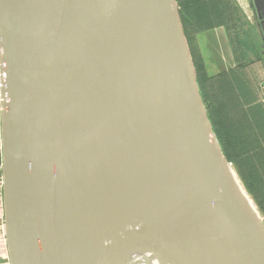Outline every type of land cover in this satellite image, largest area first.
Wrapping results in <instances>:
<instances>
[{
	"label": "water",
	"instance_id": "obj_1",
	"mask_svg": "<svg viewBox=\"0 0 264 264\" xmlns=\"http://www.w3.org/2000/svg\"><path fill=\"white\" fill-rule=\"evenodd\" d=\"M0 74L9 264H264L177 0H0Z\"/></svg>",
	"mask_w": 264,
	"mask_h": 264
},
{
	"label": "trees",
	"instance_id": "obj_2",
	"mask_svg": "<svg viewBox=\"0 0 264 264\" xmlns=\"http://www.w3.org/2000/svg\"><path fill=\"white\" fill-rule=\"evenodd\" d=\"M227 3L226 0H177L197 85L213 131L225 158L264 218V101L260 85L257 87V74L249 75L257 64L264 71L263 54L252 40L247 42V38L243 41L237 37V25L231 19ZM222 26L235 34L230 35V40L238 66L234 71L211 76L207 74L196 40L198 35Z\"/></svg>",
	"mask_w": 264,
	"mask_h": 264
},
{
	"label": "crops",
	"instance_id": "obj_3",
	"mask_svg": "<svg viewBox=\"0 0 264 264\" xmlns=\"http://www.w3.org/2000/svg\"><path fill=\"white\" fill-rule=\"evenodd\" d=\"M224 1V0H223ZM229 5V12L232 13L231 19L237 25L238 38L241 40L243 36L247 38V42L251 40V34L246 32L247 29L254 30L245 22V13L249 14L251 3L249 0H226ZM225 10V7H224ZM254 12V11H253ZM255 14V12H254ZM258 22V21H257ZM258 24V23H257ZM259 33L260 28L257 25ZM243 31V35H241ZM231 31L226 26L218 27L197 36L196 44L198 52L204 62L208 75H216L224 71H234L238 66L235 56V49L230 40ZM262 38V35L260 33ZM263 41V40H262ZM257 49V48H256ZM263 98V97H262ZM1 190V187H0ZM0 264H9L8 254L5 247V238L3 233V207L0 191Z\"/></svg>",
	"mask_w": 264,
	"mask_h": 264
},
{
	"label": "rangeland",
	"instance_id": "obj_4",
	"mask_svg": "<svg viewBox=\"0 0 264 264\" xmlns=\"http://www.w3.org/2000/svg\"><path fill=\"white\" fill-rule=\"evenodd\" d=\"M244 16L246 17L245 18V22L247 23V21H248V25L251 26L254 29L252 31L247 29L246 32H249L251 34V38L250 39L255 43L256 48L260 49L259 51L262 52V54H263L262 58H263V61H264V43L262 41V38L260 36L259 30H258V27H257V18H256V16H255V14H254L252 9H250V13L249 14L245 13ZM242 40L246 41V37L243 36ZM261 66L259 64H257L256 68L254 69L255 72L253 71V67L251 68V70L249 72L250 76L257 74V77L259 79L257 87L259 85H260V87H262V85L264 84V71H263ZM258 97H260V95H258ZM256 208L258 209L257 205H256ZM258 211H259V209H258ZM259 213L262 216L260 211H259Z\"/></svg>",
	"mask_w": 264,
	"mask_h": 264
},
{
	"label": "bare ground",
	"instance_id": "obj_5",
	"mask_svg": "<svg viewBox=\"0 0 264 264\" xmlns=\"http://www.w3.org/2000/svg\"><path fill=\"white\" fill-rule=\"evenodd\" d=\"M123 252H125V255L128 257V259L136 258L140 264H144V263L141 262L140 256H133V254H134L133 250L125 249ZM146 255H148V254H146ZM149 262H150V264H157V262L152 260V259H149Z\"/></svg>",
	"mask_w": 264,
	"mask_h": 264
},
{
	"label": "built area",
	"instance_id": "obj_6",
	"mask_svg": "<svg viewBox=\"0 0 264 264\" xmlns=\"http://www.w3.org/2000/svg\"><path fill=\"white\" fill-rule=\"evenodd\" d=\"M0 80H1V74H0ZM0 86H1V82H0ZM1 101V100H0ZM0 187H1V182H0ZM1 191V190H0Z\"/></svg>",
	"mask_w": 264,
	"mask_h": 264
}]
</instances>
